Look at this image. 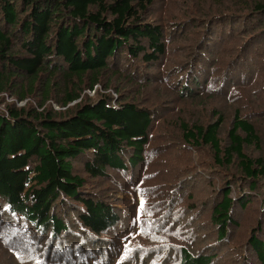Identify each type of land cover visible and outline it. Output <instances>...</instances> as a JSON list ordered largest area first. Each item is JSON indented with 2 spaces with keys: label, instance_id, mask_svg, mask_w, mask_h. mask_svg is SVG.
Here are the masks:
<instances>
[{
  "label": "trees",
  "instance_id": "trees-1",
  "mask_svg": "<svg viewBox=\"0 0 264 264\" xmlns=\"http://www.w3.org/2000/svg\"><path fill=\"white\" fill-rule=\"evenodd\" d=\"M156 2L0 0V225L18 223L11 236L16 242L0 237V243L18 262L74 264L84 254V264L101 261V255L107 264L99 247L118 214L96 184L108 171L123 177L149 156L169 154L165 139L158 150L148 149L158 112L138 98L143 83L154 82L146 72L167 49L164 24L154 17ZM186 7L170 33L194 38L193 65L201 63L214 26L229 45L231 66L264 42V0H194ZM197 72L188 77L201 87L206 71L201 84ZM192 85L183 84L181 98L194 99ZM216 117L200 124L179 121L173 129L176 145L189 155L171 169L172 178L189 192L206 190L197 207L207 208L215 231L198 253L182 250L179 264H212L215 252L233 239L247 251L243 264H264V143L239 112L223 133V118ZM231 189L239 194L235 200ZM253 206L251 216L243 217ZM28 229L32 241L33 232L39 234L36 247L15 249Z\"/></svg>",
  "mask_w": 264,
  "mask_h": 264
},
{
  "label": "rangeland",
  "instance_id": "rangeland-1",
  "mask_svg": "<svg viewBox=\"0 0 264 264\" xmlns=\"http://www.w3.org/2000/svg\"><path fill=\"white\" fill-rule=\"evenodd\" d=\"M193 1L157 0L153 9L154 17L161 19L167 32V49L159 63L151 65V72H146L149 75L145 73L147 77L152 76L154 82L148 86L143 83L138 98L143 103L156 107L158 112L155 125L150 132L152 138L148 149L158 150L165 139L162 146L167 149L166 151L170 149V152L164 158L156 160H149V156L145 165L139 164L123 177L120 172L108 171L109 176L96 184V190L102 191L101 196H106L107 202L118 214L116 226L103 236L106 241L105 247H99L100 253L106 256L107 264H179L182 250L198 253V250L212 242V233L215 231L207 222V208L197 207L196 201L206 196V190L189 192L186 186L180 187L179 181L173 179L171 175V169L177 161L189 155L176 145L177 137L173 129L179 121H193L199 124L205 121L214 122L217 119L216 114H220L223 118L220 131L223 133L234 114L239 112L240 118L255 126L264 143V42H259L261 45L257 47H255L257 44L254 45L249 50L248 58L244 57L240 65L231 66L229 59L232 53L227 51L229 45H225L224 40L220 39L221 27L214 26L212 30L214 37L206 44L204 53H201L203 56L199 60L201 63L193 65L194 38H181L176 32L171 36L170 33V30L175 28L173 24L183 19L189 12L190 9L186 5L192 4ZM203 35L196 36L198 44ZM195 68L198 72L193 74L200 84L203 80L200 75L202 71H206L204 76L207 79L201 87L197 83L192 85L194 81L188 77V73ZM186 82L189 86L192 85L193 92H196L194 99L181 98L180 93ZM98 89L103 91L100 86ZM111 94L116 98L114 92ZM88 95L95 97V93ZM5 97L6 101H12L9 96ZM31 103L35 105V102ZM53 107L59 109L56 105ZM0 110L3 111V107H0ZM197 157L198 155L192 152L191 158L194 161ZM165 165H168V168H165ZM112 175L116 179L110 180ZM107 182L109 184H106ZM118 183L121 184L117 185ZM189 195H193L194 198L189 199ZM238 196L239 194L231 189L230 198L235 200ZM254 206L248 209L243 217H247L246 213L251 216ZM259 208L264 212V203L261 200ZM193 220L194 227L191 231L189 225ZM17 224L11 221L6 226L0 225V237L16 242L12 228ZM33 234L34 241H37L39 234L36 232ZM32 240V233L28 229L14 248L26 246L28 250H33L36 242ZM239 242L238 239L225 241V247H220L215 252L218 258H215L212 264L246 263L247 260L243 257L247 251L241 252L243 249L239 244V249L235 247ZM2 243L0 264H24L14 259V254L3 247ZM44 250L42 247L41 251ZM107 257L110 259L109 262ZM96 258L101 261L95 259L87 264H102V260L105 259L102 255ZM39 262L36 264H48ZM84 263L85 255L79 254L74 264Z\"/></svg>",
  "mask_w": 264,
  "mask_h": 264
},
{
  "label": "built area",
  "instance_id": "built-area-1",
  "mask_svg": "<svg viewBox=\"0 0 264 264\" xmlns=\"http://www.w3.org/2000/svg\"><path fill=\"white\" fill-rule=\"evenodd\" d=\"M93 93H94V91H92L91 93L88 92V94H93ZM24 103H25V102H20V103H18L17 105H18V106H23Z\"/></svg>",
  "mask_w": 264,
  "mask_h": 264
},
{
  "label": "snow or ice",
  "instance_id": "snow-or-ice-1",
  "mask_svg": "<svg viewBox=\"0 0 264 264\" xmlns=\"http://www.w3.org/2000/svg\"><path fill=\"white\" fill-rule=\"evenodd\" d=\"M141 207H143V201H141Z\"/></svg>",
  "mask_w": 264,
  "mask_h": 264
}]
</instances>
